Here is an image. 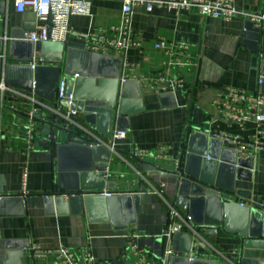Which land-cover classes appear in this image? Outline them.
<instances>
[{"label":"crops","instance_id":"0c3cea01","mask_svg":"<svg viewBox=\"0 0 264 264\" xmlns=\"http://www.w3.org/2000/svg\"><path fill=\"white\" fill-rule=\"evenodd\" d=\"M89 1V15L71 17L70 26L76 33L69 35L62 50L51 45L44 56L26 63L40 68L38 87L43 90L42 97L0 80V188H6L0 199L7 198L0 206V264H51L52 256H30L32 243L43 249L89 246L95 264H187L185 258L233 263L231 260L242 253L240 229L245 225L244 213L238 206L222 213L217 235L203 234L193 218L189 226L178 231H192L191 244L184 237L169 242L166 233L171 221L170 206L183 216L188 215L175 205L188 154L194 155L192 171L203 166V160L198 158L204 157V143L201 138L191 141V136L205 132L214 137V132L222 131L246 141L256 132L252 121L241 127L221 117L217 101L227 87L263 92L260 80L264 28L253 26L243 17L223 19L201 15L195 9L177 14L166 7L148 11L146 4L135 6L131 27L137 44L125 50L106 46L100 53L108 57L95 69L104 75L117 67L116 78L97 77L95 83V91L107 96L113 80L118 82L113 120L103 117L95 126L86 124L81 113L72 117L96 138L91 146H103L109 152L108 159L94 160L85 148L67 145L68 130H81L78 124L58 115L59 108L62 113L67 110L57 96L59 82L66 75L62 74L56 82L53 71L70 50L74 51L75 65L81 61L86 67L88 57L82 52H94L88 48L99 36L119 37L123 0ZM236 5L247 12L264 13V0H236ZM36 25L33 10L20 12L15 0H0V56L13 34L21 35L22 30L35 29ZM82 33L90 37L78 35ZM160 39L184 43L188 50L171 56L156 47ZM41 48L42 42H35L36 54ZM170 79L180 81L174 90L166 86ZM91 89L90 84H83L79 90L85 94ZM119 107L124 114L116 120ZM115 130H125L126 137L113 142ZM162 145L170 146L169 157L155 159L151 152ZM135 149L149 154L138 157ZM249 157L254 164L251 177L236 179L235 187L241 195L231 200L245 203L262 216L264 211L258 204L264 202V146L258 150L249 148L242 158ZM177 158H181L179 168L175 164ZM91 166L93 170L89 171ZM242 174L249 176L247 171ZM77 184L80 198L69 200L67 192H75L71 189ZM122 194L141 196V211L127 228H117L111 221L112 213L122 214L120 200L112 204V211L96 197L85 201L87 195ZM12 196L22 198L23 205ZM204 200L206 205L201 203L193 214L197 220L203 218L212 223L218 219L212 209L213 198ZM133 204L135 200L132 208ZM169 245L173 254L167 257L165 250ZM133 246L144 250L143 260Z\"/></svg>","mask_w":264,"mask_h":264},{"label":"water","instance_id":"95a60500","mask_svg":"<svg viewBox=\"0 0 264 264\" xmlns=\"http://www.w3.org/2000/svg\"><path fill=\"white\" fill-rule=\"evenodd\" d=\"M25 30H22L21 35L13 34L12 38L6 42V50L3 55L0 56V80L4 79L5 83L10 87L34 92V94L42 97L43 90L38 87L40 68L33 67L26 63L33 61L35 57L44 56V51L51 45L59 48V51L62 50L64 45L58 42L44 41L42 42L41 51L36 54L35 42L23 39V32ZM73 53V50L65 53V59L63 61L61 59L59 62L61 65L54 68L53 71L56 72L54 80L58 82L62 74L66 75L67 92H72L74 95L72 109H76L84 116L86 124L97 126V121L103 117L111 122L113 120V113L116 110L118 82L116 83L115 80H113V88L107 96H100L95 91V83L97 77L116 78L118 76L117 67L110 73L100 75L95 71L96 66L103 60H106L108 56L101 53L83 51L82 53L86 54L88 57V64L85 67L80 61L79 65L83 68H79V65H75ZM61 57L63 58V54ZM22 62L23 64H20ZM262 76V91L264 92V62L262 64ZM103 82L104 79L101 80L100 84ZM83 84H90L93 89L83 94L79 90L80 86ZM60 103L64 106H68L67 99L60 100ZM116 114L117 120L118 116L123 115L124 112L119 107ZM78 128L81 131L68 130L70 138L67 145L85 148L94 160L108 159L109 152L103 146H91L92 139L86 135V129L80 126ZM195 138H201L204 143V150L201 152L204 157L199 156L198 158L199 160H203V166L197 169V171H192L190 169V163L194 160V155L192 153L188 154V166L182 175L183 177L180 183L179 194L175 200V205L193 218V223L202 229V233L206 235H217L219 232L218 226L222 221V213L225 212L227 214L233 206H238L243 211L245 217V225L240 229V234L243 237L242 253L240 257H234L231 260L233 263L229 264H264V215H258L255 209L251 210L248 206L238 204L231 200L233 196L241 195V190L235 187L236 179H250L251 170L254 166L253 158L238 157L232 148L225 146L223 140L209 136L205 132L194 133L191 136V141ZM103 151L107 152L106 156L102 155ZM88 170H93V166ZM242 171H247L249 176L243 175ZM80 189L79 184H77L71 189L75 192H67L70 196L69 200L79 199L80 196L76 194L79 192L76 191H80ZM2 192H6L5 187L0 188V193ZM91 197H96L104 204H107L111 211L115 206H112V204L120 200L121 207H123V211L121 210L122 214L116 212L112 213L111 219L117 228H127L130 224L135 223L136 215L141 211L140 195H87L85 201L88 203L90 199H94ZM205 197L209 199L213 198L212 209L214 212L216 211L218 215V219L212 223L203 218L197 220L193 214V211L197 210L201 203H205L206 205V201L204 200ZM12 198H16L20 202L22 201L23 205L22 198L18 196H12ZM6 199L7 198L3 197L0 199L1 207L5 204L4 202H6ZM132 200H135L133 208L131 207ZM117 217H121V219ZM178 226L181 228V225ZM191 232H176L172 235V238L178 239L184 237L187 243L191 244L193 240ZM184 261L187 264H228L222 261L199 262L190 260L189 258H185Z\"/></svg>","mask_w":264,"mask_h":264},{"label":"built area","instance_id":"2783aa9c","mask_svg":"<svg viewBox=\"0 0 264 264\" xmlns=\"http://www.w3.org/2000/svg\"><path fill=\"white\" fill-rule=\"evenodd\" d=\"M123 4L122 23L117 29L119 31V37L107 39L104 36H99V40L93 42L89 46V50L100 53L101 49L106 46H113L120 50H125L129 46L137 44L134 40L135 32L131 27V16L134 7L142 4H146L148 11H152L155 7H166L175 11L177 14L195 9L201 15L216 18L231 19L234 17H243L251 22L253 26L264 28V13L241 10L236 5V0H123ZM15 6L20 12L31 9L35 13L37 21L36 28L23 32V39L33 42L53 41L65 44L69 35L76 33L70 26L71 17L73 15H89L90 13L89 0H15ZM78 35L84 38L90 37L88 33ZM156 47L164 49L171 56L183 54L188 50V46L184 43H172L164 39H160L156 43ZM32 66L34 67L35 65L32 64ZM125 80V78H122V81ZM179 83L180 81L177 79H170L166 83V86L174 90ZM261 83L262 81L260 80V84ZM57 96L59 100H68L66 113L63 112V114L59 108L57 111L58 115L64 116L67 121L78 124L72 119L73 116L79 114L76 109H72L74 95L72 92H67V84L64 78L59 82ZM217 103L221 117L229 121L237 122L241 127H243L245 123L252 121L256 124V132L246 141L238 135L222 131L214 132L213 136L215 138L222 139L241 157L247 154L249 148L258 150L264 146V142L262 141V137L264 136L263 92L257 91L251 93L244 89L227 87L224 92L220 93ZM86 135L91 137L92 142H96V138L91 136V133L87 131ZM126 135L127 132L125 130H115L111 139L114 142L124 139ZM169 150L170 146L162 145L155 148L151 152V155L155 159L165 160L169 157ZM134 154L143 158L148 155L149 152L144 149H135ZM180 161L181 158L175 159V164L178 168L180 166ZM24 176H26V172H24ZM240 204L245 205L243 202ZM258 207L264 211V202L258 204ZM170 213L171 221L166 233L169 242L174 233L182 230L184 226H189V221L191 219L189 215L183 216L174 206H170ZM178 225H181V228H179ZM29 248L32 258L52 256L53 262L51 264H95V256L89 246L79 249L66 246H59L54 249H43L38 243H32ZM133 249H135L137 253L141 252L140 260L141 258L143 260L144 250H137L135 246H133ZM172 254L173 250L169 245L165 250V255L168 257Z\"/></svg>","mask_w":264,"mask_h":264}]
</instances>
